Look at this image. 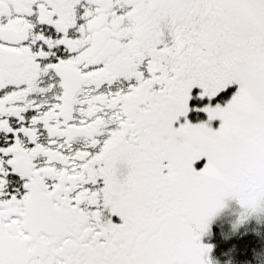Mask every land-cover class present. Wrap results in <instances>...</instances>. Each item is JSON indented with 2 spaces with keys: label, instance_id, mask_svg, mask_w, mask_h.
Listing matches in <instances>:
<instances>
[{
  "label": "snow or ice",
  "instance_id": "snow-or-ice-1",
  "mask_svg": "<svg viewBox=\"0 0 264 264\" xmlns=\"http://www.w3.org/2000/svg\"><path fill=\"white\" fill-rule=\"evenodd\" d=\"M264 201V0H0V264H211Z\"/></svg>",
  "mask_w": 264,
  "mask_h": 264
},
{
  "label": "trees",
  "instance_id": "trees-1",
  "mask_svg": "<svg viewBox=\"0 0 264 264\" xmlns=\"http://www.w3.org/2000/svg\"><path fill=\"white\" fill-rule=\"evenodd\" d=\"M208 241L215 264H264V222L238 229L216 224Z\"/></svg>",
  "mask_w": 264,
  "mask_h": 264
},
{
  "label": "rangeland",
  "instance_id": "rangeland-1",
  "mask_svg": "<svg viewBox=\"0 0 264 264\" xmlns=\"http://www.w3.org/2000/svg\"><path fill=\"white\" fill-rule=\"evenodd\" d=\"M241 207L242 206L235 198H226L225 206L212 218L210 222L209 230L201 237V242L212 246V244L209 243L208 240L211 237L212 228L214 227V225L219 223H228L230 226L233 227L238 217L240 216L241 212L243 211ZM263 222H264V211H261L253 214L252 216H249L248 219L242 225L238 226L235 229H238L242 226H250L256 223H263ZM212 251H213V247L209 253V259L211 261V264H215Z\"/></svg>",
  "mask_w": 264,
  "mask_h": 264
},
{
  "label": "clouds",
  "instance_id": "clouds-1",
  "mask_svg": "<svg viewBox=\"0 0 264 264\" xmlns=\"http://www.w3.org/2000/svg\"><path fill=\"white\" fill-rule=\"evenodd\" d=\"M241 208L243 211L238 217L236 223L233 225L234 228H237L238 226L242 225L248 219L249 216H252L257 212L264 211V201L260 202L255 210L246 207H241Z\"/></svg>",
  "mask_w": 264,
  "mask_h": 264
}]
</instances>
